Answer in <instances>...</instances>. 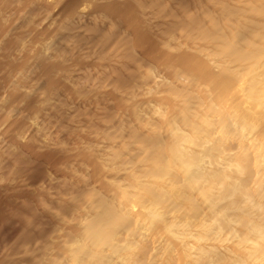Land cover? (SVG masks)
Wrapping results in <instances>:
<instances>
[{"label": "bare ground", "instance_id": "bare-ground-1", "mask_svg": "<svg viewBox=\"0 0 264 264\" xmlns=\"http://www.w3.org/2000/svg\"><path fill=\"white\" fill-rule=\"evenodd\" d=\"M252 95L264 0H0V264H264Z\"/></svg>", "mask_w": 264, "mask_h": 264}, {"label": "rangeland", "instance_id": "rangeland-1", "mask_svg": "<svg viewBox=\"0 0 264 264\" xmlns=\"http://www.w3.org/2000/svg\"><path fill=\"white\" fill-rule=\"evenodd\" d=\"M253 97H254V96L252 95V97L249 98V100H248V104H249V105H248V106H250V104H251L250 108H251L253 114H254V113L257 114L258 111H255V112H254V110H255V109L257 110L258 107L260 106L259 108L261 109L262 112L259 111V112H260L259 115L262 116V123H263V125L260 124L259 126H261V125L264 126V111H263L264 109H262V108H264V107H263V104L261 103L260 100L258 101V100H256V99L253 98ZM250 99L253 100V102L255 101V102H254V103H255L254 105H253V102L250 101ZM256 101L259 102V105H258V106L256 105V103H257ZM260 103H261V104H260ZM255 105H256V106H255ZM261 105H262V106H261ZM254 107H255V109H254ZM261 107H262V108H261ZM260 118H261V117H260ZM260 122H261V119H260ZM256 129H257V128H256Z\"/></svg>", "mask_w": 264, "mask_h": 264}]
</instances>
